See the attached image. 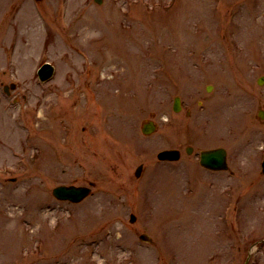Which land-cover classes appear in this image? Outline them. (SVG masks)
Here are the masks:
<instances>
[{
  "label": "rangeland",
  "instance_id": "374dc122",
  "mask_svg": "<svg viewBox=\"0 0 264 264\" xmlns=\"http://www.w3.org/2000/svg\"><path fill=\"white\" fill-rule=\"evenodd\" d=\"M261 76L264 0H0V264H264Z\"/></svg>",
  "mask_w": 264,
  "mask_h": 264
},
{
  "label": "water",
  "instance_id": "95a60500",
  "mask_svg": "<svg viewBox=\"0 0 264 264\" xmlns=\"http://www.w3.org/2000/svg\"><path fill=\"white\" fill-rule=\"evenodd\" d=\"M96 2L101 3L102 0H96ZM52 72H53L52 67L48 64L45 65L40 71L42 79L43 80L48 79L52 75ZM178 109H179V102L177 101L176 110ZM154 130H155V127L152 123L147 124L144 127V133L146 134L152 133ZM159 158L176 160L179 158V153L176 151H166V152H162L159 155ZM203 160H204V165H206L207 167H211V168H224L225 167L223 164V158L218 156L216 152H209V153L204 154ZM140 170L141 168L138 170V174ZM54 192L60 198H70L74 201H79L89 193V190L85 188L60 187V188H57ZM142 239L148 240L146 236H143Z\"/></svg>",
  "mask_w": 264,
  "mask_h": 264
},
{
  "label": "bare ground",
  "instance_id": "6f19581e",
  "mask_svg": "<svg viewBox=\"0 0 264 264\" xmlns=\"http://www.w3.org/2000/svg\"><path fill=\"white\" fill-rule=\"evenodd\" d=\"M53 14V13H52ZM21 17H23V21L26 23V22H28V21H31L32 19H31V17H32V14H31V12H30V10L28 9V8H26L25 7V9H24V12H23V14H22V16ZM52 19H53V17H52Z\"/></svg>",
  "mask_w": 264,
  "mask_h": 264
}]
</instances>
